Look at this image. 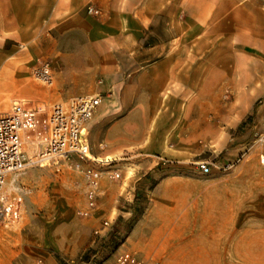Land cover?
<instances>
[{
    "label": "rangeland",
    "instance_id": "rangeland-1",
    "mask_svg": "<svg viewBox=\"0 0 264 264\" xmlns=\"http://www.w3.org/2000/svg\"><path fill=\"white\" fill-rule=\"evenodd\" d=\"M37 1L31 0V11H44L45 0L41 6ZM130 1L118 14L89 3L82 10L87 31L74 30L69 22L56 29L32 23V31L11 34L17 41L5 44L6 34L0 33V113L8 112L14 101L33 111L21 134L29 159L44 145L50 108L74 97L62 98L57 87V79H71L74 69L89 73L90 95L101 94L108 103H101L103 124L96 114L87 139L101 142L114 122L131 129L126 145L104 143L113 151L100 157L115 156L109 158L118 160L113 166L120 177H102L88 217L79 215L86 208V189L82 175L73 169L74 158L30 165L7 177V194L13 196L18 187L22 204L14 227L0 225V264H112L123 251L149 264L135 248L132 230L154 199L156 182L164 177L224 184L247 178L240 225L248 222L254 238H239L238 249L231 247L234 239H225L229 244L222 247L224 253L205 264H264V0ZM17 5L22 7L20 0ZM87 7L98 13L88 14ZM150 7L157 12L150 22L143 14L147 28L139 35L134 23L140 15L135 13ZM85 39L90 41L87 70L73 58L74 51L79 54L86 47ZM136 53L142 54V63L128 60L126 55ZM166 54L172 60L168 82L135 93L134 78L127 74L161 70L146 61ZM43 64L49 66L51 86L33 77V70ZM166 134L175 156L162 155ZM202 162L211 168L207 175L198 169ZM208 203L220 205L221 195ZM159 260L154 258V264Z\"/></svg>",
    "mask_w": 264,
    "mask_h": 264
},
{
    "label": "crops",
    "instance_id": "crops-1",
    "mask_svg": "<svg viewBox=\"0 0 264 264\" xmlns=\"http://www.w3.org/2000/svg\"><path fill=\"white\" fill-rule=\"evenodd\" d=\"M91 2L95 3L98 8L108 7L116 14L119 13L121 6L132 4L130 0H127V3L124 0H45L44 11L32 12L31 0H20L22 4L20 8L17 5L19 0H0V33L6 34L3 43L17 41L10 36L11 34L18 36L22 31H32L35 28L32 23H41L44 29H56L61 27L64 22H69L74 26V30L84 29L87 31V18L82 10ZM37 3L40 6L43 4L41 0ZM47 3L50 5L48 8L46 7ZM51 4H53L52 7ZM156 12L152 7L145 11L143 9L136 11L135 15H140V19L134 23V28L139 31V35H142L144 28H147V25L142 22L143 14L150 22L151 15ZM231 28L226 30L230 31ZM120 29H122V25L119 23L118 30ZM135 40L137 42L139 39ZM89 42L88 39H85L86 47L82 53L77 54L74 51L73 54V58L79 60L85 70L89 66L87 60ZM126 56L129 61H134V63L143 62L142 54ZM146 62L155 63L154 65L160 67L161 70L147 69L129 72L127 76L134 78L131 88L135 93L140 92L141 88L148 91L154 87L161 88L169 80L168 68L172 60L169 59L168 54H166V58L149 59ZM57 87L64 99L71 96H88L93 93L91 75L86 71L81 74L75 73V69L71 79H57ZM105 103L104 105L107 106L108 103ZM104 108L100 105L95 113V115L97 114L95 119L100 124H103L101 120L106 114ZM243 112L244 110L240 112V115ZM91 121L87 125V130ZM130 132V128L124 129L122 125L114 122L108 126L101 142L88 140L93 146L99 143L126 145L128 143L126 135ZM167 140L168 134L164 136L161 143L162 155L175 156V153L167 146ZM112 151L105 150L101 154ZM245 179L247 178L236 177L231 183L226 184L221 182L204 183L187 177L159 179L153 188L154 199L150 201L147 208H144L132 230L134 246L140 252L141 257L149 258V264L156 263L153 261L154 258L160 259L157 264H205L213 255L224 253L222 247L224 244H229V241L225 239H234L231 247L237 249L239 238L250 237L253 239V227L249 226L248 222H246V226L240 225V222H244V208L242 207L244 203L240 200L242 196H246ZM217 193L221 195V204L208 203L211 197ZM126 215L131 216L132 214L128 212ZM251 245L253 246V241H251Z\"/></svg>",
    "mask_w": 264,
    "mask_h": 264
},
{
    "label": "built area",
    "instance_id": "built-area-1",
    "mask_svg": "<svg viewBox=\"0 0 264 264\" xmlns=\"http://www.w3.org/2000/svg\"><path fill=\"white\" fill-rule=\"evenodd\" d=\"M88 14H97L93 7L86 8ZM33 77L51 86L53 77L48 64L33 70ZM103 100L101 94L72 97L57 103L50 108L47 118V136L43 147L37 151L33 159H29L22 150V131L30 125L34 113L26 109L22 101H14L6 113H0V225L5 229L14 227L20 219L22 198L21 190L14 188L15 194L6 192L5 184L9 175L17 174L30 165H41L45 161H66L74 158L73 169L80 173L85 184L86 208L79 212L88 217L95 208L99 195V183L102 177L117 180L119 171L114 169L113 161H102L106 157L100 154L106 150L104 143L96 146L88 142L87 125L94 117ZM264 147V138L260 137ZM260 164L264 166V156H260ZM230 169V165L225 166ZM200 173L207 175L211 168L207 163H199ZM107 223H104L106 226ZM39 264V263H38ZM112 264H144V260L136 253L123 251L116 256Z\"/></svg>",
    "mask_w": 264,
    "mask_h": 264
},
{
    "label": "bare ground",
    "instance_id": "bare-ground-1",
    "mask_svg": "<svg viewBox=\"0 0 264 264\" xmlns=\"http://www.w3.org/2000/svg\"><path fill=\"white\" fill-rule=\"evenodd\" d=\"M113 160H115V159H111L109 157H106L105 160H102V161H113ZM52 161H55V160H52Z\"/></svg>",
    "mask_w": 264,
    "mask_h": 264
}]
</instances>
